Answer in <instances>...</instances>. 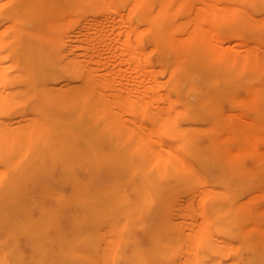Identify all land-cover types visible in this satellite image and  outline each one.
I'll return each mask as SVG.
<instances>
[{
  "label": "bare ground",
  "instance_id": "1",
  "mask_svg": "<svg viewBox=\"0 0 264 264\" xmlns=\"http://www.w3.org/2000/svg\"><path fill=\"white\" fill-rule=\"evenodd\" d=\"M0 264H264V0H0Z\"/></svg>",
  "mask_w": 264,
  "mask_h": 264
},
{
  "label": "rangeland",
  "instance_id": "2",
  "mask_svg": "<svg viewBox=\"0 0 264 264\" xmlns=\"http://www.w3.org/2000/svg\"><path fill=\"white\" fill-rule=\"evenodd\" d=\"M245 87L246 88H248V89H252V88H255V83L253 82V81H248V82H246L245 84ZM239 96V98L241 97V95H238ZM235 125H237V124H239V121H236L235 123H234ZM234 125V126H235ZM215 144H213V148H215ZM257 160H258V162L261 160V156H259L258 158H257Z\"/></svg>",
  "mask_w": 264,
  "mask_h": 264
}]
</instances>
